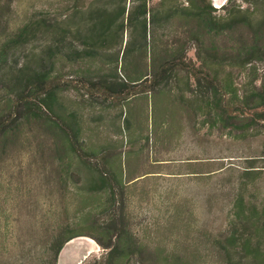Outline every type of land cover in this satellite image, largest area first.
Wrapping results in <instances>:
<instances>
[{"label": "rangeland", "instance_id": "rangeland-1", "mask_svg": "<svg viewBox=\"0 0 264 264\" xmlns=\"http://www.w3.org/2000/svg\"><path fill=\"white\" fill-rule=\"evenodd\" d=\"M68 1L14 0L10 29L43 6L53 13ZM207 1L217 6V16L240 8L254 20L264 18V0ZM235 28L216 38L220 55L248 40L250 28ZM187 30L186 24L185 69L156 96L106 97L86 92L76 79L59 94L58 125L71 134V112L77 111L87 151L73 158L70 172L68 159L59 158L61 140L34 120L16 127L0 153V264H55L52 244L62 229L83 235L64 244L56 264H264L258 234L264 227V120H252L237 104L236 120L223 124L210 104L216 72L246 94L263 80L264 62L208 66V58L197 69L199 80H188L200 61ZM37 45L31 34L11 48L3 72L10 77L21 64L36 68ZM114 171L122 172L123 185L111 180L110 193L94 187L101 172L110 177ZM239 212L243 221L236 220ZM119 235L128 240L125 257L117 254ZM246 239L251 244L244 249Z\"/></svg>", "mask_w": 264, "mask_h": 264}, {"label": "trees", "instance_id": "trees-1", "mask_svg": "<svg viewBox=\"0 0 264 264\" xmlns=\"http://www.w3.org/2000/svg\"><path fill=\"white\" fill-rule=\"evenodd\" d=\"M215 7L207 0H69L64 6L59 3L53 13L43 6L35 18L11 30L14 0H0V153L14 140L21 121L34 120L61 140L59 158L68 159L65 170L70 172L73 158L87 151L79 137L77 111L71 112V134L58 125L57 116L63 121L59 94L71 88L72 79H76L83 83L86 92L106 97L156 96L185 69L188 46L183 44L181 34L186 24L188 41L197 44L196 57L200 61L195 71L187 73L188 80H199L197 69L204 67L208 58V66L217 62L221 66V60L229 66H246L256 59L264 62V18L254 20L249 9L240 8L217 16ZM235 26V30L251 29L248 40L229 44L220 55L216 38ZM31 34L38 43L34 54L36 68L28 70L21 64L19 71L8 77L3 68L10 49ZM202 52L208 57H203ZM211 82L210 104L218 122L236 120L238 114L232 106L237 104L244 108L243 113L250 111L252 120H264V73L259 86H253L255 90L246 94H240L233 82L221 78L219 72ZM126 105H122L121 112L123 131L129 128ZM111 180L123 185L122 172L114 171L110 177L101 172L94 187H107L110 193ZM238 202L244 203L242 195ZM243 219L239 212L236 220ZM109 231L105 233L111 238L114 234ZM258 234L264 239V227ZM80 235L83 234L62 229L52 244L55 264L63 245ZM118 237L117 254L125 257L128 240L124 235ZM250 244V239L243 240L244 249Z\"/></svg>", "mask_w": 264, "mask_h": 264}, {"label": "water", "instance_id": "water-1", "mask_svg": "<svg viewBox=\"0 0 264 264\" xmlns=\"http://www.w3.org/2000/svg\"><path fill=\"white\" fill-rule=\"evenodd\" d=\"M70 240H71V239H70ZM67 242H68V241H67ZM67 242H66V243H67ZM66 243H65V244H66ZM63 246H64V245H63ZM62 248H63V247H62ZM60 251H61V250H60Z\"/></svg>", "mask_w": 264, "mask_h": 264}]
</instances>
